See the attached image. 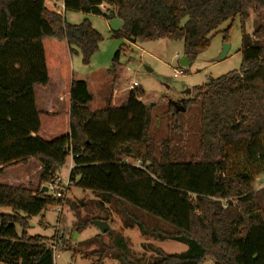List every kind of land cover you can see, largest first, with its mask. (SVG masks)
Wrapping results in <instances>:
<instances>
[{
    "label": "trees",
    "instance_id": "1",
    "mask_svg": "<svg viewBox=\"0 0 264 264\" xmlns=\"http://www.w3.org/2000/svg\"><path fill=\"white\" fill-rule=\"evenodd\" d=\"M47 1L0 0V175L9 171L15 182L16 171L29 176L28 167L37 162L39 176L35 189L10 179L0 182V264H54L53 242L27 229L34 216L64 202L43 187L55 180L68 156L70 181L91 191L101 207L123 200L174 227L156 234L133 221L144 235L188 245L175 254L152 247L160 258L150 264H203L208 257L215 264H264V188L254 184L256 167L264 171L259 143L264 138V26H257L242 48L238 72L196 86V97L180 101L185 112L197 107L201 114L199 151L185 161L171 139L158 145L151 136L154 105L141 102L137 90L118 106L88 107L93 96L87 81L72 78L70 56L79 53L90 64L103 36L89 18L70 23ZM51 1L61 2L65 11L120 18L123 25L113 37L128 43L181 39L189 62L210 46L222 24L230 22L227 42L237 18L246 34L251 14L264 12V0ZM127 47L115 52L109 73L117 72ZM52 81L66 96L61 109L48 96L56 89H48ZM37 87L39 95L44 92L42 109ZM169 107L174 117L182 113ZM182 128L177 123L173 130ZM241 148L252 167L230 172L229 149ZM99 237L89 241L98 246L86 256L131 264L114 251L122 240L106 245Z\"/></svg>",
    "mask_w": 264,
    "mask_h": 264
},
{
    "label": "rangeland",
    "instance_id": "2",
    "mask_svg": "<svg viewBox=\"0 0 264 264\" xmlns=\"http://www.w3.org/2000/svg\"><path fill=\"white\" fill-rule=\"evenodd\" d=\"M47 5L56 10L61 9L53 1L48 0ZM61 11L70 23L78 24L84 18H89L93 27L103 36L99 50L90 64H84L79 53H72L70 56L72 78L87 81L93 96L88 107L95 111L110 104L120 105L131 91L127 89L130 83L136 81L138 86L133 90L140 92L139 100L144 104L154 105L151 136L158 145L164 140L171 139L180 148L178 155L185 161L199 151L200 110L193 107L188 112H182L178 117H174L169 101L194 98L198 95L196 86L230 72H238L242 63V48L249 38L251 40L257 26H264V12L251 14L245 24L246 34L243 33L241 21L237 18L228 32L229 40L226 42L224 41L225 30L230 24L226 22L215 32L210 46L187 65H183L181 59L184 57V43L181 39L164 38L150 42L128 43L122 38L113 37V32L123 25L118 17L108 20L102 16L86 15L82 12ZM225 43L229 44L228 52L223 60H219ZM121 46L128 47L120 56L117 72L111 74L108 69L115 52ZM176 72L179 73L178 76H175ZM50 85L56 86V89L48 91L50 100L59 109L63 108L66 104V96L63 91L60 92L62 90L60 84L52 81L48 89ZM39 88L41 87L36 88V100L38 109H42L41 103L43 102L39 96L44 97V92L39 95ZM177 123L183 127L181 133L173 130ZM259 143L260 150L263 151L264 138H261ZM229 154L228 169L230 172L252 167L243 148L237 151L229 149ZM128 161L132 164L136 163L131 159ZM21 168L12 170H21ZM35 168L37 169V162H33L28 167L29 176L24 177L20 171H16L15 182L10 179L11 172L7 171L3 176L0 175V182L3 183L6 179H10L14 185H30L35 189L39 184V176ZM70 169L71 156L67 158L59 175L67 180ZM255 170L257 173L254 184L255 188L260 190L264 188V171L258 166ZM120 201L119 206L106 203L104 207H101L97 197L91 191L83 190L76 187L74 183H70L65 200L63 204H60L63 207L59 209L60 205L49 206L42 214L34 216L27 229L28 234L41 235L48 239L49 243H54V264H120V260L107 255L102 260L98 255L86 256L91 250L97 248V242L89 246V241L96 236H100L98 240L106 245H111L112 239L122 240L114 251L121 254L123 259L131 264H150L158 260L160 256L154 252L152 247L160 248L165 253L171 254L183 253L187 250V244L173 239L160 241L152 235H144L133 221L144 224L147 229L156 234L173 231L174 227L123 200ZM71 202L76 205L74 208ZM2 212L9 213L10 210L3 208ZM107 217L110 233H102L94 221L104 220ZM17 229L21 233V228ZM203 264L215 263L213 258L208 257Z\"/></svg>",
    "mask_w": 264,
    "mask_h": 264
},
{
    "label": "built area",
    "instance_id": "3",
    "mask_svg": "<svg viewBox=\"0 0 264 264\" xmlns=\"http://www.w3.org/2000/svg\"><path fill=\"white\" fill-rule=\"evenodd\" d=\"M56 4H57L58 7H62L65 10L64 5L61 2H57ZM57 11H58V13H62L61 9H59ZM178 75H179V73L176 72L175 73V76H178ZM137 86H138L137 82L136 81H132L127 89L133 90ZM135 162H136L135 165H138V166L141 165L140 161H135ZM70 183H72V182L70 181L69 178L67 180H64L61 177V175H58L53 182H51V183H49L47 185V187H48L49 192L55 198H60V199L63 198L64 199L65 198V195H66V192H67V189H68V186H69ZM62 207L63 206L60 205V208L59 209H61ZM52 248H53V250L55 249L54 243H53Z\"/></svg>",
    "mask_w": 264,
    "mask_h": 264
},
{
    "label": "water",
    "instance_id": "4",
    "mask_svg": "<svg viewBox=\"0 0 264 264\" xmlns=\"http://www.w3.org/2000/svg\"><path fill=\"white\" fill-rule=\"evenodd\" d=\"M228 48H229V44L225 43V48L219 60H223L225 58L228 52ZM188 62H189V59L187 56H184L181 59V63L183 65H187ZM169 102L175 107V110L177 113L186 111V107L180 101L170 100ZM43 191H48V187L47 186L43 187ZM94 223L100 228L102 233H107L110 230V224L106 220H95Z\"/></svg>",
    "mask_w": 264,
    "mask_h": 264
},
{
    "label": "crops",
    "instance_id": "5",
    "mask_svg": "<svg viewBox=\"0 0 264 264\" xmlns=\"http://www.w3.org/2000/svg\"><path fill=\"white\" fill-rule=\"evenodd\" d=\"M49 1H51V0H49ZM55 9V8H54ZM61 10H64L62 7H61ZM65 11V10H64ZM97 16H102V15H97ZM102 17H104V16H102ZM106 18V17H105ZM107 19V18H106ZM108 20H110V19H108ZM123 24V23H122ZM121 25V24H120ZM116 31V30H115ZM68 157H70V156H68ZM67 157V158H68ZM67 160V159H66ZM72 166H73V160H72V157H71V168H72ZM62 169V168H61ZM71 170V169H70ZM70 173V172H69Z\"/></svg>",
    "mask_w": 264,
    "mask_h": 264
},
{
    "label": "flooded vegetation",
    "instance_id": "6",
    "mask_svg": "<svg viewBox=\"0 0 264 264\" xmlns=\"http://www.w3.org/2000/svg\"><path fill=\"white\" fill-rule=\"evenodd\" d=\"M180 101H182V100H180Z\"/></svg>",
    "mask_w": 264,
    "mask_h": 264
}]
</instances>
